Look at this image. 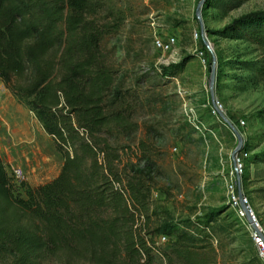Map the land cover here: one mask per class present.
Returning <instances> with one entry per match:
<instances>
[{
  "label": "trees",
  "instance_id": "obj_1",
  "mask_svg": "<svg viewBox=\"0 0 264 264\" xmlns=\"http://www.w3.org/2000/svg\"><path fill=\"white\" fill-rule=\"evenodd\" d=\"M103 8L101 0H0V81L62 157L58 175L35 187L16 181L0 157V262L154 264L156 255L166 264H218L205 227L159 219L149 230L155 162L122 160L136 123L103 54L115 29L96 21ZM222 33L255 46L254 75L264 80V10ZM177 67L161 65L160 74Z\"/></svg>",
  "mask_w": 264,
  "mask_h": 264
},
{
  "label": "rangeland",
  "instance_id": "obj_2",
  "mask_svg": "<svg viewBox=\"0 0 264 264\" xmlns=\"http://www.w3.org/2000/svg\"><path fill=\"white\" fill-rule=\"evenodd\" d=\"M101 1L96 21L115 26L103 40V54L136 123L122 160L139 162L145 155L155 162L149 230L159 219L180 229L205 227L218 264H262L251 237L254 228L229 201L226 183L238 140L214 109L209 83L213 54L215 105L240 133L247 154L237 190L264 235V80L254 75L260 55L254 45L222 33L240 16L263 11L264 0ZM168 36L176 39L173 51L157 50L155 37ZM169 64L178 65L176 74L164 77L160 66ZM16 116L37 133L41 154H28L29 161L17 145ZM0 157L11 175L21 169L18 182L32 187L54 179L62 166L51 136L1 81ZM154 264L166 262L155 255Z\"/></svg>",
  "mask_w": 264,
  "mask_h": 264
},
{
  "label": "built area",
  "instance_id": "obj_3",
  "mask_svg": "<svg viewBox=\"0 0 264 264\" xmlns=\"http://www.w3.org/2000/svg\"><path fill=\"white\" fill-rule=\"evenodd\" d=\"M154 47L162 52H172L174 49V46L176 44V39L174 36H168L167 39L163 40L160 39L159 37H155L153 41ZM240 124H244L243 121L240 122ZM244 150H240L238 153H236L234 156H232V161H233V167L230 171V177L228 182L226 183L227 191H228V197L229 201L231 202L233 208L236 210V213L240 217H246L245 211L240 207L239 203V198H238V193H237V185L238 181L240 180V174L242 172L241 166H242V161L247 156L246 153H244ZM14 179L16 181L20 180L22 176V171L20 168H16L13 170V175ZM243 201L246 204V199L243 197ZM247 205V204H246ZM248 206V205H247ZM248 209L251 214V218L253 221L256 223L258 230H253L251 233L252 240L254 242L255 248L257 250L258 257L261 261L262 264H264V235L260 231V228L258 227V224L255 220V217L253 216V213L251 209L248 206ZM160 242L166 241L165 236H161L159 239Z\"/></svg>",
  "mask_w": 264,
  "mask_h": 264
},
{
  "label": "water",
  "instance_id": "obj_4",
  "mask_svg": "<svg viewBox=\"0 0 264 264\" xmlns=\"http://www.w3.org/2000/svg\"><path fill=\"white\" fill-rule=\"evenodd\" d=\"M199 12V6L197 7V10H196V13L198 14ZM200 19V18H199ZM204 44L207 46V48L209 50H211L210 48V45L207 43V41L204 40ZM214 65H215V57L213 56L212 54V66H211V74H210V83H209V87H210V93H211V97H212V103H213V107L214 109L217 111L218 115L221 117V119L227 123L234 135L236 136L237 140H238V144L237 146L235 147V149L232 151V156H234L236 153H238L242 147H241V144H242V137L240 135V133L237 131V129L232 125V123L230 122V120H228L225 115L218 109V107H216L215 105V101H214V98H213V85H214V80H215V71H214ZM237 193H238V198H239V203H240V207L245 211V215H246V218L247 220L249 221V223L252 225V227L255 229V230H258L257 228V225L256 223L253 221V219L251 218V214H250V211L248 209V206L244 203L243 201V195H242V192H241V189L239 188L238 186V190H237Z\"/></svg>",
  "mask_w": 264,
  "mask_h": 264
},
{
  "label": "bare ground",
  "instance_id": "obj_5",
  "mask_svg": "<svg viewBox=\"0 0 264 264\" xmlns=\"http://www.w3.org/2000/svg\"><path fill=\"white\" fill-rule=\"evenodd\" d=\"M218 109H219V107H218ZM14 119H15L16 124H17L15 127L16 131H17V135H19V141H18L17 145H18V147L25 150V155L27 157V161H29L28 154H36V155L41 154V149L37 145L38 143H37L36 136H35L36 132L26 122H24L23 119L18 118L17 116L14 117ZM45 159H46L45 160L46 162L49 161L48 158L45 157Z\"/></svg>",
  "mask_w": 264,
  "mask_h": 264
}]
</instances>
